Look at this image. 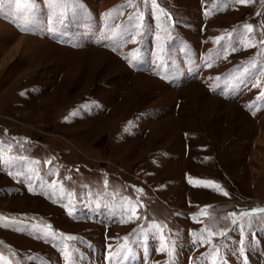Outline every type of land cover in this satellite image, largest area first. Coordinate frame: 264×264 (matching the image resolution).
Segmentation results:
<instances>
[{
  "label": "rangeland",
  "instance_id": "obj_1",
  "mask_svg": "<svg viewBox=\"0 0 264 264\" xmlns=\"http://www.w3.org/2000/svg\"><path fill=\"white\" fill-rule=\"evenodd\" d=\"M23 9L0 0V264H264V211L241 215L264 209V0Z\"/></svg>",
  "mask_w": 264,
  "mask_h": 264
},
{
  "label": "snow or ice",
  "instance_id": "obj_2",
  "mask_svg": "<svg viewBox=\"0 0 264 264\" xmlns=\"http://www.w3.org/2000/svg\"><path fill=\"white\" fill-rule=\"evenodd\" d=\"M15 2H16L17 4H23V5H24V9H23L22 11L27 10L29 7H34V0H15ZM129 2H131V0H129ZM153 2H154V0H153ZM238 2L241 3V4H243V3L246 2V0H238ZM246 28H247L249 31L252 30V29H251V26H246ZM146 30H147V29L145 28V31H146ZM249 46H251V45H249ZM253 67H258V65H253ZM262 95H264V93H262ZM190 182H191V181H190ZM201 183H204L205 185H207V184H210V183H213V182H211V181H203V182H201ZM224 195H228V193H227V192H224ZM257 211H264V209H262V210H252L251 212H248V213H242L241 215H249V216H251V215L253 214V212H257ZM133 214H135V212H134ZM233 215H235V214H233ZM233 223L235 224L236 221L233 220ZM69 239H75V237H69ZM161 250H163V249H161Z\"/></svg>",
  "mask_w": 264,
  "mask_h": 264
}]
</instances>
